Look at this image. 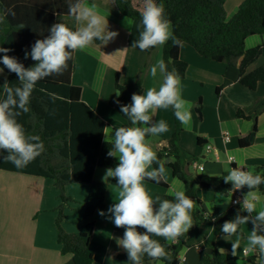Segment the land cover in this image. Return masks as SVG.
<instances>
[{
    "label": "crops",
    "instance_id": "obj_1",
    "mask_svg": "<svg viewBox=\"0 0 264 264\" xmlns=\"http://www.w3.org/2000/svg\"><path fill=\"white\" fill-rule=\"evenodd\" d=\"M88 4H96L99 12L107 18L108 30L119 35L107 44L92 43L83 50L74 52L75 69L71 83L81 88V100L89 106L110 127L105 135L111 137L112 130L129 126L110 102L117 98L115 79L119 76L122 85H130L142 78L143 94L150 87L163 82L161 74L156 77L149 74L150 67L162 59L164 45L141 51L133 48V42L142 31L141 22L123 16L117 9L115 0H85ZM134 4V3H133ZM135 6V5H134ZM127 18V19H126ZM59 22L66 23L75 30L76 23L72 17H61ZM263 49L262 57L253 65L254 69L264 62V35L251 36L246 40L248 49ZM180 59L187 63L185 78L180 80L181 98L191 105L192 120L189 126L182 125L180 145L188 164V172L192 177L200 176L202 181L218 185L226 169L244 167L256 169L264 165V83H260L255 91H251L239 83V71L225 63L215 62L199 55L190 45L183 43L180 48ZM2 75V76H1ZM0 75V84L7 77ZM102 77V79H101ZM218 91V93H217ZM2 97V90H0ZM202 101V120L196 113L198 100ZM244 110L252 119H240L237 111ZM257 116V133L250 146L240 147L238 139L247 136ZM164 120L169 130L158 136H151L146 142L157 152L167 146L169 138L175 130V117L171 106L158 108L152 122ZM228 133L230 141L223 140ZM202 140L199 145L197 139ZM212 145L218 153L206 154L205 146ZM233 161L230 162L229 158ZM118 162V160L115 158ZM195 164H203L204 171L195 168ZM151 170V167L149 168ZM105 169L96 168L93 179L101 182ZM169 185L163 188L149 182L143 184L149 195L155 198L172 195L175 190H184V184L172 178L168 170L163 175ZM107 185L105 216L95 213L90 247L94 253V264H127L126 251L117 244L123 233L114 229V223L108 218L107 209L117 201L119 188L115 179L110 178ZM69 197L77 202H69L64 211L63 227L69 233H78L84 224V204L87 201L90 186L88 184H72L66 189ZM210 193V194H209ZM198 197L206 211L205 217H213L227 211L234 203L232 196L218 197L215 192L197 191ZM259 195L258 210L264 207V195ZM235 196V200L240 198ZM60 204L59 191L50 179L23 175L0 170V264H74L71 255L61 253L62 246L57 241L56 219ZM251 225L242 226L241 248L236 256V264H250L249 256L243 255L246 237ZM186 234V244L180 253V264H201L203 254H209L212 248L208 245L214 239L215 247L223 253L230 254L231 237L226 242L222 236L216 235V228L210 221L193 227ZM161 244H176L177 240H166L152 236ZM221 252V251H220ZM143 264H163L160 261Z\"/></svg>",
    "mask_w": 264,
    "mask_h": 264
},
{
    "label": "trees",
    "instance_id": "obj_2",
    "mask_svg": "<svg viewBox=\"0 0 264 264\" xmlns=\"http://www.w3.org/2000/svg\"><path fill=\"white\" fill-rule=\"evenodd\" d=\"M227 1L155 0L156 3L164 5L165 16L171 21L175 36L190 45L202 57L236 68L239 71V83L255 91L260 83H264V62L254 69L251 68L262 57L263 49L259 46L248 49L246 40L251 36L264 35V0H244L230 18L225 10ZM115 3L123 16L141 22V10L134 6L132 0H115ZM9 10L15 15L8 14ZM0 15H5L4 22L0 23V47L11 49L8 55L16 57L26 68L35 62L30 56L25 59V51L30 52L36 40L49 36V28L58 23L59 18L70 17L66 0H0ZM94 43L101 42L97 40ZM180 48L173 46L171 40L167 41L162 50V59L168 65L169 71L175 68L181 79H184L188 66L180 59ZM2 55L3 53H0V56ZM3 67L0 63V68ZM74 69L73 53V58L68 61V69L62 75H52L37 83L30 98L29 112L18 118L27 134L41 138L44 152L24 168H16L12 163L4 162L0 158V170L52 180L62 201L57 209L56 219L57 241L62 246L61 253L71 255L74 264H94V253L90 247L93 218L97 211L106 207L108 187L105 183L95 182L93 175L96 168L115 167L118 162L115 158L107 156L111 143L103 140L105 122L82 102L81 88L71 83ZM3 73L9 83H18L15 73L6 68ZM115 89L121 94L109 104L131 126V122L120 111V104H130L133 93L143 94L142 78L139 76L134 84L122 85L117 75ZM48 93L57 94V99L53 102ZM117 100L119 104L116 103ZM172 112L174 114L173 109ZM196 113L199 120H202L200 99L197 101ZM237 117L252 119L244 110H238ZM253 119L252 131L238 139L240 147L250 146L257 133V116ZM182 133V124L175 117V130L167 146L156 154L164 163L165 171L168 170L172 178L180 180L184 184L185 194L195 201L191 213L194 225L198 227L205 221H210L216 228V235L223 236L222 224L236 215L240 205L233 204L227 211L213 216L216 218L213 220L212 217H205L206 211L197 191L223 193V196H232L235 201L238 193H245L248 189L245 187L230 191L232 184H226L223 176L218 185L206 183L200 176L192 177L186 171L188 164L180 145ZM150 138L151 136H147L146 141ZM197 142L202 144L200 138ZM3 154L7 155V152L3 151ZM166 160L169 162L166 163ZM156 167L158 165L153 164L151 170ZM255 172L264 176V165L257 167ZM144 181L163 188L169 187L164 178L159 183L147 178ZM72 184L90 186L85 203L84 224L78 233H69L63 227L66 206L69 202H76L66 193L67 187ZM258 192L264 195V185L259 187ZM163 199L171 200L173 196L165 195ZM114 229L124 234V228L114 225ZM138 231L143 233L145 230L138 228ZM185 238L184 233L176 244L162 243L170 254V259L163 260V264L181 263L180 253L187 246ZM208 245L212 251L203 254L201 264H236V257L220 252L215 244ZM255 259L250 257L248 262L255 264ZM155 261L159 260L150 259L147 255L143 258V263Z\"/></svg>",
    "mask_w": 264,
    "mask_h": 264
},
{
    "label": "clouds",
    "instance_id": "obj_3",
    "mask_svg": "<svg viewBox=\"0 0 264 264\" xmlns=\"http://www.w3.org/2000/svg\"><path fill=\"white\" fill-rule=\"evenodd\" d=\"M66 2L68 15L77 25L75 30L64 22L52 24L50 35L36 40L30 52L25 51V59L30 56L35 62L32 66L26 68L16 57L8 55L11 49L0 47V53H3L0 63L4 66L0 68V74L6 68L18 77L16 84L9 83L7 79L0 84V150L7 152L4 155L0 151V158L16 168L26 167L45 150L41 138L27 134L18 119L29 112L30 98L37 83L52 75H62L76 50H83L97 40L107 44L119 35L108 30L107 18L99 12L96 4H88L85 0ZM8 14L15 15L11 10ZM140 15L142 31L133 42V48L147 51L169 40L173 46H183V41L172 31L171 21L165 16L162 3L144 0ZM4 20L5 15H0V23ZM158 71L163 77L158 89L150 87L142 95L133 93L130 104H120V111L131 122V126L115 128L110 139L105 135V142L111 143L107 156L118 160L115 167L105 169L102 177L105 184L110 178L115 179L119 188L117 201L107 209L111 214L108 218L116 227L125 229L123 238H117V244L126 251L127 264H143L145 255L161 262L170 259L166 248L152 236L176 240L193 227L191 213L195 201L184 190H175L171 200L160 196L153 198L143 184L145 178L159 183L165 173L164 163L146 142L147 136H158L169 130L164 120L152 122L155 110L171 106L182 125L189 126L192 120L191 105L180 95L181 77L178 70L173 68L169 71L168 65L161 59L150 67L149 74L156 77ZM120 94L116 92L117 96ZM48 95L53 102L57 99L55 93ZM116 103L119 104V100ZM109 128L105 127V132ZM153 164L158 167L149 170ZM226 172L223 180L226 184H232L230 191L245 187L248 191L234 201L240 208L232 219L222 224V238L229 242L231 237H236L230 243V255L236 257L241 248V228L250 224L243 253L245 256L255 255V264H264V207L258 210L257 194L259 187L264 185V176L242 166L228 168ZM216 195L220 197L223 193ZM98 214L106 215L104 211H98ZM138 228L145 231L141 233ZM220 251L223 253L225 249L221 248Z\"/></svg>",
    "mask_w": 264,
    "mask_h": 264
},
{
    "label": "rangeland",
    "instance_id": "obj_4",
    "mask_svg": "<svg viewBox=\"0 0 264 264\" xmlns=\"http://www.w3.org/2000/svg\"><path fill=\"white\" fill-rule=\"evenodd\" d=\"M134 5L136 7H138L141 11L143 10V6H144V0H132ZM244 0H228L225 3V10L226 13L228 14V18H230L236 11L237 8L239 7V5L243 2ZM4 74V73H3ZM1 75V74H0ZM2 76V75H1ZM210 194V193H209ZM62 201L60 200V204L61 205ZM75 204H77V202H74ZM58 206V207H59ZM85 206V204H84ZM57 207V208H58ZM211 244H214V239L212 240Z\"/></svg>",
    "mask_w": 264,
    "mask_h": 264
},
{
    "label": "built area",
    "instance_id": "obj_5",
    "mask_svg": "<svg viewBox=\"0 0 264 264\" xmlns=\"http://www.w3.org/2000/svg\"><path fill=\"white\" fill-rule=\"evenodd\" d=\"M223 140H224L225 142H229V141H230V136H229L228 133H225V134H224ZM205 152H206V154H210V153H213V152H214V153H215V158H216V159L219 158L218 153H217V150H216L212 145H206V146H205ZM229 161L232 162V161H233V158L230 157V158H229ZM194 166H195V168L198 169L199 171H204V165H203V164H195ZM240 195H242V193H238V194H237V196H240ZM235 201H236V200H235ZM243 255H244V253H243ZM244 256H245V255H244ZM247 256H249V257H254V258H255V255H253V254H249V255H247Z\"/></svg>",
    "mask_w": 264,
    "mask_h": 264
},
{
    "label": "water",
    "instance_id": "obj_6",
    "mask_svg": "<svg viewBox=\"0 0 264 264\" xmlns=\"http://www.w3.org/2000/svg\"><path fill=\"white\" fill-rule=\"evenodd\" d=\"M169 162V160H166V163H168ZM188 166H186V171L188 172Z\"/></svg>",
    "mask_w": 264,
    "mask_h": 264
}]
</instances>
